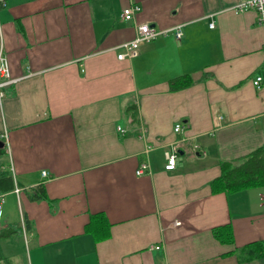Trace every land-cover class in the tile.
I'll return each instance as SVG.
<instances>
[{
	"label": "crops",
	"instance_id": "1",
	"mask_svg": "<svg viewBox=\"0 0 264 264\" xmlns=\"http://www.w3.org/2000/svg\"><path fill=\"white\" fill-rule=\"evenodd\" d=\"M242 1L2 2L0 47L17 81L0 110V172L10 169L23 189L19 198L5 193L20 217L10 216L15 200L5 201L3 230H23L24 217L32 226L7 255L14 264H264L233 253L264 239V186L211 188L222 161L264 147V30L255 11L234 10ZM130 5L142 10L125 21ZM142 23L168 33L119 60ZM185 74L194 84L172 91L170 80ZM178 123L184 129L174 133ZM173 150L176 166L166 170ZM41 184L47 198L32 200L28 190ZM97 212L112 224L99 242L84 231ZM227 223L234 244L213 235Z\"/></svg>",
	"mask_w": 264,
	"mask_h": 264
},
{
	"label": "trees",
	"instance_id": "2",
	"mask_svg": "<svg viewBox=\"0 0 264 264\" xmlns=\"http://www.w3.org/2000/svg\"><path fill=\"white\" fill-rule=\"evenodd\" d=\"M2 5V2H0ZM195 82L190 74H185L170 80V89L179 91L185 89ZM134 108V107H133ZM133 121L135 113L130 115ZM138 121V119H137ZM123 128V127H122ZM125 133H127V130ZM4 152V148L0 147V153ZM221 174L212 181L211 188L213 193L225 192L236 193L250 188L264 186V147L254 150L252 153L236 159L232 162H221ZM15 187V181L12 171L8 168L0 172V193L12 191ZM32 200H41L47 198L44 185H40L35 189L28 190ZM26 231L32 228L30 222L24 217ZM112 224L103 212H97L91 215L89 222L85 225L84 231L93 237L96 242L106 240L110 237ZM214 237L221 243L234 244L235 235L231 223L219 225L213 228ZM16 234H23L22 229H8L0 232V238L8 239ZM233 253L236 255L239 263L256 261L264 257V239L256 240L241 247H237ZM0 264H11L8 257L0 256Z\"/></svg>",
	"mask_w": 264,
	"mask_h": 264
},
{
	"label": "built area",
	"instance_id": "3",
	"mask_svg": "<svg viewBox=\"0 0 264 264\" xmlns=\"http://www.w3.org/2000/svg\"><path fill=\"white\" fill-rule=\"evenodd\" d=\"M0 2H4V0H0ZM141 10H142V8L138 5H130L126 8H124L123 13H122V18L125 21H134L136 14L139 13ZM234 10L236 12H243V11H247V10L255 11L257 23L264 30V0H244V1L240 2L238 5H236L234 7ZM214 26H215L214 23L211 22L210 28H213ZM136 28H137V33H136L135 38L130 40V41H126L119 46L120 51L117 54V58L119 60H125V59L132 58L133 56H135L138 53V50H139L142 43L154 41L157 38H159L160 36H163V35L168 33L167 30L157 29L155 26L150 25L149 23L139 24V25H137ZM173 30H174L175 37L177 39H180L183 36L181 25H178ZM263 52H264V45H263ZM16 81L17 80L11 76L8 58L3 53V50L0 47V110L1 111L3 110V102H4V98H5L4 89L6 87L12 85ZM253 84L255 85V87L260 89L262 87V77L257 76L254 79ZM183 129H184L183 124L178 123L174 127V133L182 132ZM118 131L121 134L125 133V130L122 127H118ZM141 137H143V135ZM2 138H3L4 142L7 143V141H8L7 132H4L2 134ZM155 147H156L155 144H154V146H151V145L147 146L146 152L154 149ZM194 148H197V146H194ZM177 155L178 154H177L176 150L166 152V160H167V163L165 165L166 170H173L175 168ZM148 169H149L148 163H146V162L142 163L140 165L139 169L137 170V175L144 174V172ZM42 176H43V178H48L49 174H48V172L43 171ZM22 192H23V189H21L15 185V187L13 189V193H15L18 198L20 197V194ZM5 197H6L5 193H0V232L3 231V229H4V223L2 221V212H3V207H4V204L6 201ZM22 226H23L24 233L27 232L26 227H25V223H24V219H23ZM156 248L159 249L160 247L157 246Z\"/></svg>",
	"mask_w": 264,
	"mask_h": 264
},
{
	"label": "rangeland",
	"instance_id": "4",
	"mask_svg": "<svg viewBox=\"0 0 264 264\" xmlns=\"http://www.w3.org/2000/svg\"><path fill=\"white\" fill-rule=\"evenodd\" d=\"M150 42H152V41H150ZM144 43H148V42H144ZM143 44V43H142ZM142 133H143V131H142ZM144 134V133H143ZM12 200H15V204L12 206V208H11V210H10V216L12 217V220H15L16 222H17V220H19V217H20V208H19V204H18V202H17V199H16V196H14V195H9L7 198H6V204H5V207L7 208V207H9V206H11V203H12ZM11 222V221H10ZM19 230V229H18ZM15 237H14V240H15V242L13 243V244H10L8 247H4L3 248V246L1 245L0 246V255H2V256H4V257H7V255H9L10 253L11 254H14L15 252H14V250L13 249H15V250H19L20 248H22V246H20V244H19V237H21L22 238V240H23V236H22V234H16V235H14ZM13 237V236H12ZM24 247V246H23ZM23 250H25V249H23ZM26 251H28L27 249H26ZM8 259L9 260H11V264H14V262H13V260H12V258L11 257H8Z\"/></svg>",
	"mask_w": 264,
	"mask_h": 264
},
{
	"label": "water",
	"instance_id": "5",
	"mask_svg": "<svg viewBox=\"0 0 264 264\" xmlns=\"http://www.w3.org/2000/svg\"><path fill=\"white\" fill-rule=\"evenodd\" d=\"M4 146V143L3 142H0V147H3Z\"/></svg>",
	"mask_w": 264,
	"mask_h": 264
}]
</instances>
